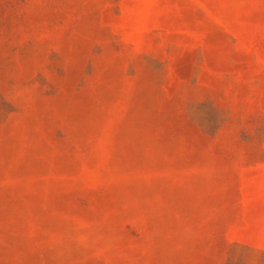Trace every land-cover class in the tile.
Wrapping results in <instances>:
<instances>
[{"label":"rangeland","instance_id":"obj_1","mask_svg":"<svg viewBox=\"0 0 264 264\" xmlns=\"http://www.w3.org/2000/svg\"><path fill=\"white\" fill-rule=\"evenodd\" d=\"M0 264H264V0H0Z\"/></svg>","mask_w":264,"mask_h":264}]
</instances>
